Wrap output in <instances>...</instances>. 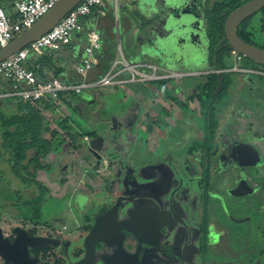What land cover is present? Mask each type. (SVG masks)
I'll return each instance as SVG.
<instances>
[{
	"label": "flooded vegetation",
	"instance_id": "flooded-vegetation-1",
	"mask_svg": "<svg viewBox=\"0 0 264 264\" xmlns=\"http://www.w3.org/2000/svg\"><path fill=\"white\" fill-rule=\"evenodd\" d=\"M128 1L132 6H136L133 1ZM249 1L251 0H201L199 4H196V0H193L194 4H191V7L195 21H193L189 27H180L178 30L172 29L173 34L175 32V34L178 33V35L174 37L175 39L171 40L169 38H172L170 37L172 32H169L166 28L162 27V20L158 19L157 16H155V18L152 16L150 19L144 16L140 17L135 11L132 12L130 16H127L128 28L130 31L134 28L136 30L147 31L156 26V34H154V38L147 39L142 45V49L148 53L146 56L144 55L146 59L152 58V55H154L153 53H155L156 55L154 56L162 62L163 66L152 65L148 62L137 64L142 66V71L148 70L147 67H155L157 69V74L149 80L142 82L144 86L141 88V94L142 92H148L150 96H146L145 94L142 96L139 95V97L136 96L140 101L137 99L138 101L135 103L132 100L128 102H125L124 100L128 99L126 89L131 91V94L136 95L134 90L138 87L136 84L137 82L126 84L127 86L125 89L123 91L120 90L123 95H118L117 90L110 87V95H112L111 91H113V96H124V98L120 100L121 102L119 106H110V117H114L113 120L110 118V143L111 139L113 142V138L111 137L113 130L116 128L119 130L123 129V132L126 133L125 137H130L126 139L128 142L126 143L125 148H129L131 152L126 153L124 146H122L124 152L122 155L120 154V156L135 155L137 154L135 151H140L145 158H141L142 160L139 161V166H135L134 159H130L132 164L123 170L120 168L116 169L113 173V177H115L116 172L120 174V171H122L128 172L131 179L134 172H136L135 169H143L142 173L145 174L146 178L157 179L161 172L167 170L166 172L168 175L165 173L164 177H169V173H171L173 177L180 180L179 187L175 189V191H177L175 193L177 196L184 194V199L188 196L190 189L188 188L187 191L183 185L184 182L186 185H192L193 187V184L196 182L198 183L197 187L199 188V195L197 194V197L200 209V226L198 225L199 228L195 227L187 230L183 235L178 224L185 223L186 220L183 218L186 217H184V212L177 201L172 199L167 205H163V202H161V207L158 209L152 204L156 203L157 199L153 197L154 194L148 190L142 189L143 196H149L148 198L151 200V203L148 204L146 208L139 209H150L155 211L157 215L159 232L157 240L155 241L156 243L154 247L146 246L140 242V234L135 233L133 235L128 232H124L125 237L123 241V248L131 254L137 252L138 259L142 261V264H164L163 260H165V264H186L188 259L187 255H190L196 247L203 251V243L201 244L203 239L207 241L209 236H219L220 240L223 239L224 232L217 231L216 233L212 229L213 226H211V224L208 225V227L211 228V231L204 228L206 226L204 222L206 221L203 220V217L205 220L209 219L214 222L215 219H218V216L209 212L210 208L208 206L210 205V200L215 201L213 196L217 195V197L221 199L225 198L228 201V203H222L219 207V210L222 209V211L226 213L225 215L228 214V218L235 215V211H239L237 207L234 208L232 207L233 204H231L235 198L243 200L251 199L252 201L256 200V202L261 203L262 208H264V181L254 183V180L252 181L251 178L247 181V179H240L238 175L235 176L231 173V169L236 167L233 164H236L242 169H244V167L256 168L260 165L264 168V132L260 133L263 136L257 135L254 139L257 148L239 140V134L242 133V125L246 126L252 124L256 126L257 122H255L254 118H251L246 114L247 111L244 107L248 106L251 95L258 97L260 100L261 95L264 94V66H258L254 62L231 50L224 33V24L227 16L232 11ZM256 16L258 21H260L261 26L264 28V8H262L260 11L252 14L241 22L235 32L238 38L243 42L256 48L264 49V35L262 34L263 41L256 37L254 29L255 24L252 22ZM136 17L137 21H134L133 19ZM220 18H222V20H219ZM186 20H192V16L186 17ZM214 20L216 21L214 22ZM247 22H251L252 25H246V30L243 26ZM208 24L211 28L213 27L211 32ZM263 32L264 30H262V33ZM204 44H206L207 47H205ZM212 47L213 61L212 66L209 69L194 72L171 71L168 69V67H173L174 65H183L185 61H201V59L204 58V54L210 51ZM231 58H234L236 61L243 60L248 67L240 68L234 66L232 68H226L224 66L225 59L229 60ZM220 67H222V69H220ZM258 67H261V69H258ZM159 71L162 73H159ZM165 72L168 73V75L163 76ZM197 75L203 76L199 79L193 77ZM174 76L180 78V83L178 85L177 83H173L174 79L172 80L171 77ZM186 78L192 79V86L188 87L182 82V80ZM159 82L165 83V86L169 91L168 95L161 94L153 87V84H158ZM219 82L221 83V88L217 95L213 97ZM210 87L214 88L211 93L208 92ZM228 96L231 98L230 105L225 106L223 98ZM241 96H243L242 99H239ZM149 99L159 103V105L157 104L156 106L157 110L175 112L177 114H172L174 115V118L176 117V119L179 118L180 120L183 119L181 125L182 131L179 133H175L173 130L169 133L163 132V135L159 136L157 141H153L155 144L152 143V145L150 142L147 143L145 138L142 140L138 139L135 142L132 141L134 137L131 134L132 128L135 126L136 122L144 117L141 113L140 105L142 103L145 104ZM158 99L161 102L158 101ZM244 100L246 102H244ZM219 103L221 109H224L222 113L219 109L217 110ZM123 106H126V109L122 110ZM127 106L130 107L129 111L132 113L130 116L133 120L132 123L125 119V116L129 112L126 111ZM238 106L243 107V115L241 116H238L236 113ZM248 111L251 112L249 109ZM209 116H212V120L215 121V129L212 134L208 130ZM115 117H117V119H115ZM219 119H221V121ZM201 121L204 123L202 126L199 124ZM224 122L225 130L220 126V123ZM103 124L108 123L103 121ZM239 131H241V133ZM162 141L167 142L165 147L160 145L161 143H164ZM132 143L136 144V146L131 145ZM116 144L119 145L118 142ZM238 145H247L256 150L259 161L254 165L239 164L233 155V150ZM134 146L135 149L133 148ZM153 146L154 149L151 148ZM112 149L114 152L113 154L110 153V158L119 154V148L116 149L114 147ZM168 149L172 151H168ZM177 151L180 153H177ZM150 153H152L156 159L154 162L156 161L157 164L158 162L160 163L156 169L153 168L154 171H151L146 167H141V163L149 160L147 159V156L150 155ZM90 156L92 157V155ZM93 160L92 157V161ZM95 162H97L96 159L94 160V163ZM197 172H200V175L194 178L193 176L197 175ZM259 173L257 171L255 174L258 175ZM229 180H233V183L229 184ZM152 182L153 183L149 185L151 189L155 188V181L153 180ZM173 182L174 179H171L170 184ZM170 184L167 186L165 182H162L163 193H167L169 188L171 191L172 188ZM229 192H237L238 194L234 197L230 196ZM117 200L118 197H115L112 201L108 199L106 203H102L98 207L100 211L94 213L91 223L87 222L86 225L80 223L77 226L79 232L74 235L71 242H66V240L62 238L63 231L66 227L63 230L59 228L50 229L49 226L52 224L50 221H48L50 224L44 226L40 225V221L35 220V218L31 221L19 218L16 214H13L11 218L23 225H7L12 228L9 229L6 226L7 229L5 231L0 229V237L2 242L10 246L16 242L19 235L40 242L36 247L27 246L25 252L21 251L24 254L22 260L19 261L14 257L16 264H83V258L86 254L83 246L84 238L92 229L95 219L110 209ZM159 202L160 201L158 200L157 203ZM1 206L6 208L5 205ZM24 208L26 209L27 207L24 206ZM120 208L118 210L119 221L123 218L124 220L127 219L128 213L134 210L129 209L124 217L121 218ZM1 209L2 208L0 207V210ZM244 212L245 211L243 210V213ZM0 213V221L5 222L2 217L3 211H0ZM4 215H6V213H4ZM38 229L43 234H40ZM51 232H53V236L49 235ZM262 232L264 233V230H262ZM197 236H200V239H197L194 242V239ZM102 247V245H97L95 251H99ZM259 250V255H256V259L264 256V243ZM16 251H18V248ZM169 260H171V262H169ZM87 262H97L98 264H102L99 257L96 255H94L91 261ZM0 264H6L1 257Z\"/></svg>",
	"mask_w": 264,
	"mask_h": 264
},
{
	"label": "rangeland",
	"instance_id": "rangeland-1",
	"mask_svg": "<svg viewBox=\"0 0 264 264\" xmlns=\"http://www.w3.org/2000/svg\"><path fill=\"white\" fill-rule=\"evenodd\" d=\"M10 1L12 4L13 0ZM200 2L201 0H196V4H199ZM2 6L5 10V13L7 14V7H5L4 5ZM157 8L159 10L160 6H158ZM131 13V7L126 2V0H120L117 18L120 29L118 38L119 48L124 58L129 64L132 65L148 62L152 65L163 66L162 62L154 56L156 55L155 53H153L154 55H152V58L146 59L145 56L148 53L142 49V45L147 39L154 38V34H156V26L153 29H148L147 31H141L139 29L136 30L135 28L129 32L123 31L122 21L126 16H130ZM111 16L112 21L110 20V29L113 24V30L111 31V33L115 35V30L116 28H118V25L116 26L114 17L113 15ZM252 22L253 24H255L254 29L256 37L260 38L261 41H263L262 34L264 35V32L262 33V30H264V28L261 26L260 21H258L257 16ZM249 24H251V22H247L243 27H245L247 30L246 25ZM212 28L209 25V29H211L210 32L212 31ZM17 35L19 34H16L14 38ZM204 46L207 47L206 44H204ZM212 49L213 47L210 49V51L204 54V58L201 59V61H185L183 65H174L173 67H168V69L171 71L181 72L207 70L212 66ZM113 52V55L115 54V52L118 53V47H115V49H113ZM224 66L226 68H232L234 66L240 68L248 67V65L243 60L236 61L234 58H231L229 60L225 59ZM258 69H261V67H258ZM144 71L148 73L152 70ZM159 73L162 72L159 71ZM164 75H168V73L165 72L163 76ZM201 76L203 75H197L193 77L199 79ZM171 78L172 80L174 79L173 83H177V85L180 83L179 77L174 76ZM182 82L188 87L192 86V79L190 78L183 79ZM136 84L138 86L134 90V93H136V95L131 94V91H128V89H126L128 99L125 98V102L132 100L135 103L139 100L137 97H139V95L142 96L143 94H145L146 96H150L148 92H142L141 94V88L144 86L142 82H137ZM153 87L163 95H168L169 93L168 90L159 88L158 84H153ZM124 89L125 87L121 90L123 91ZM105 91L110 92L107 89H105ZM111 92V105L117 107L120 105V100H122L124 97H117L115 95L113 96L114 92ZM79 97H81V99L87 103L91 101V96L88 91H83L79 95ZM242 97L243 96H241L239 99H242ZM260 98L261 99L259 100L258 97H254L253 95H251L248 106L244 107V109H246L247 111L246 114H248L249 117L254 118L255 122H257L256 126L252 124L246 126L242 125V133L241 131H239L241 133L239 134V140L241 142L252 145L254 148H257L256 143L254 142L255 137L257 135H264L263 133V135L260 134L261 132H264V94L261 95ZM100 100L101 98L97 99V102H99ZM223 100L222 101L223 103H225V106L230 105V96L224 97ZM71 101L74 111L66 107L64 104L60 103L57 106V114L54 117H50L49 113L44 114L46 119H48V126L44 137L46 138L45 142L46 145H48L49 154L45 156L44 159L43 157H40L36 160V163L44 165L46 169L44 171L36 172L34 182L28 180L30 175L24 173L23 170H18L16 173V177L11 173L10 167L6 162L9 157L6 153L3 152L1 148L2 129L0 127V207L2 208L0 211H3L2 217L5 221H0L1 230L5 231L7 229V225H23L22 223L11 218L13 214H16V216H18L19 218L28 219L31 221H33V218H35V220L40 221V225L44 226H46V224H50L48 222L50 221L52 222V224L49 226L50 229H61L62 226H65L66 229L63 231L62 238L66 240V242H71L74 235L79 232L77 226L80 223L84 225H86L87 222L91 223L94 213L96 211H100L98 207L102 203H106L108 199L112 201L115 199V197H118V200H120L121 202V218L124 217L125 213L129 209L137 210L139 208H146L147 205L151 203V200L148 198L149 196H143L142 189L148 190L149 192H152L154 194L153 197L157 199L156 203L152 204L158 209L161 207V202H163V205H167V203H170L172 199H175L177 201L180 208L184 212V217H186L183 218L184 220H186L185 223L178 224V226L180 227L179 229L182 231V235L191 228H199L200 209L198 206L197 197V194L199 195V188L197 187L198 183L195 182L193 184L194 187L192 185H186L185 182L183 183L187 191L188 188L190 189L188 196L184 199V194L180 196H177L175 194L177 192L175 191V189L179 187L180 180H177L176 177H173L171 173H169V177H164V174L167 173V170L161 172L157 179L146 178L145 174L142 173L143 169H135L136 172H134L131 179L128 175V172L122 171H120V174L116 172L115 177H113V173L116 169L120 168L121 170H123L124 168L132 164L130 159H134L135 166H139V161L145 158L142 156L140 151H135L137 152V154L135 155L131 154L120 156V154L122 155V153L124 152V149L126 153L131 151L129 150V148H125V145L128 142V140L126 139L130 137H125L126 133L119 130L118 128L113 130V134L111 136L113 138V142L111 139L110 143V123H98V121L93 118L94 115H96V117L107 115L110 116V111L107 109L109 105L107 103L104 105H101L99 103L81 105L79 99L77 98H72ZM158 101L160 100L158 99ZM244 102L246 101L244 100ZM12 104L15 105V102L7 101V105L9 106L8 108L5 106L4 108L0 107V116L9 117L14 114L13 108L11 106ZM157 104L159 105L157 101L149 99L145 104L142 103L140 105L141 113L144 117L140 118V120L137 121L135 126L132 128L131 134L134 137L132 141L135 142L138 139L142 140L145 138V141L147 143L150 142L152 145V143L155 144L153 141H157L159 139V136L163 135V132L169 133L173 130V132L179 133L180 131H182L181 125L183 119L180 120L177 117L179 119L178 120L176 119V117L174 118L173 116L177 114L175 112L157 110ZM129 108L130 107L127 106L126 111H129ZM247 108L251 110V112L248 111ZM124 109H126V106H123L122 110ZM218 109L221 113L224 111V109H221L220 103L217 106V110ZM237 109L238 110L236 113L238 114V116L243 115V107L238 106ZM131 114L132 113L129 111L126 116L130 118ZM57 117L70 118L71 120L69 124L75 131H83V133L96 131V133L98 134H104V139H101L102 145L100 149H97L91 145L92 140L90 138L79 140V143L81 145L79 146L80 149L78 150H75L72 146L68 148L69 142L67 138L64 137L62 132L57 130L56 124L54 123V120L58 119ZM219 120L221 121V119ZM199 124L202 126L204 123L201 121L199 122ZM220 126L225 130V122L220 123ZM54 132H56V135H52V133ZM117 142L119 143V145L116 144ZM131 145L136 146V144L134 143H132ZM160 145L165 147L167 145V142L161 143ZM122 146H124V149L122 148ZM135 146L133 147L134 149ZM114 147L116 149L119 148V154L113 156V158H110V153L113 154L114 151L112 148ZM151 148L154 149V146ZM168 151L172 150L168 149ZM87 153L92 155L93 159H96L97 162L94 163V160L85 161L84 159H82V156H85V154ZM138 153L140 158L138 157ZM177 153L180 152L177 151ZM28 156H32V153L29 152ZM147 159L151 161L146 160L144 163H141V167H146L151 171H154L153 168L156 169V167H158L160 164L159 162L158 164L156 161L154 162V160L156 159L152 153L147 156ZM233 165L236 167L231 169L232 175H238L240 179H247V181L251 178L252 181L254 180V183L264 181V168H262L261 165L256 168L244 167V169L237 166L236 164ZM257 171L258 173L260 171L258 175L255 174ZM196 174L197 175L193 176L194 178L200 175V172H197ZM166 175H168V173ZM23 178L26 179V184H23ZM171 179H174V182L172 184H170ZM153 180L155 181V188L151 189L149 185L153 183ZM36 182L40 183L41 185L42 183H48L50 190L46 189V191L44 192L40 191L39 186L36 185ZM162 182H165L167 186L170 184L172 188L171 191L169 188L167 193H163ZM228 182L229 184H232L233 180H229ZM236 194L238 193L229 192L230 196L236 197ZM189 198L191 201L189 200ZM213 198L215 199V201L210 200V205H212L208 206L210 208L209 212L218 216V219H215L214 222L210 221L209 219L205 220L203 217V220L206 221L204 222L206 225L204 228L211 231V228L208 227V225L211 224V226H213L212 229L216 233L217 231L224 232L223 239L220 240L219 236H209L207 241L203 239L201 244L203 243L202 249L204 252L196 247L190 255H187L188 259L186 261V264H264V256L256 259V255H259V249L264 243V233L262 232V230H264V208H262V204L257 203L256 200L252 201L251 199L243 200L235 198V200H233L231 203L233 204V206H230L234 208L237 207L239 211H235V215L228 218V214L225 215L226 213H224L222 209L219 210L220 205H222V203H228V201L225 198L221 199L217 197V195L213 196ZM158 200L160 201L159 203H157ZM1 205H5L6 208H3ZM24 206H26L27 208L25 209ZM243 210L245 211L244 213ZM4 213H6V215H4ZM9 226H7L9 229L12 228ZM38 232L40 234H43L39 231V229ZM49 235L53 236V232H51V234ZM197 239H200V236H197L194 239V242ZM169 262H171V260H169ZM163 263H166L165 260H163ZM83 264L98 263L84 261Z\"/></svg>",
	"mask_w": 264,
	"mask_h": 264
},
{
	"label": "built area",
	"instance_id": "built-area-1",
	"mask_svg": "<svg viewBox=\"0 0 264 264\" xmlns=\"http://www.w3.org/2000/svg\"><path fill=\"white\" fill-rule=\"evenodd\" d=\"M58 0H13V16L5 13L0 2V48L6 46L16 34L30 28L45 15ZM120 0H82L49 32L11 57L0 62V79L11 85L7 94L1 98H17L25 102L35 103L41 99L51 98L58 105L59 95L73 92L80 95L86 89L118 87L132 82H144L157 74L155 67H147L151 72L141 70L142 66L129 64L118 45V58L110 68L94 81H88L89 73L98 66L97 51L101 48L100 35L95 27H88V19L92 16L101 18L110 12L115 22L118 18ZM77 41L82 42V57L73 67L80 82L66 84L60 79L50 77L47 70L41 75L39 65L29 67V59L47 53L53 60H59L60 50ZM43 78H47L44 80Z\"/></svg>",
	"mask_w": 264,
	"mask_h": 264
},
{
	"label": "water",
	"instance_id": "water-1",
	"mask_svg": "<svg viewBox=\"0 0 264 264\" xmlns=\"http://www.w3.org/2000/svg\"><path fill=\"white\" fill-rule=\"evenodd\" d=\"M82 0H58L57 3L30 28L21 32L13 38L6 46L0 48V62L11 57L21 49L38 40L41 36L49 32L61 19H63ZM133 1L134 11L141 17L155 18L162 20V27L169 32L172 29L190 26L195 17L191 4L193 0H130ZM158 6L160 9L158 10ZM264 8V0H251L239 8L232 11L226 18L224 33L228 44L234 52L242 55L246 59L254 62L258 66H264V49L256 48L243 42L236 35V28L246 18ZM192 16V20L186 17ZM137 19V17H136ZM178 33H171L175 39ZM195 74V73H191ZM221 88L218 87L213 94L217 95ZM91 145L97 149L101 147V139L92 140ZM234 157L241 165H254L259 161L256 150L247 145H238L233 150ZM121 207L120 200L108 209L104 214L95 219L92 229L83 240L85 249L84 261H91L94 255L99 257L102 264H142L138 259L137 252L128 253L123 248L124 232L140 234V242L146 246L154 247L158 237V219L156 212L150 209H138L128 213V218L118 220V210ZM127 213V212H126ZM38 240L26 238L19 235L16 242L10 246L2 242L0 237V257L6 264H16L15 258L19 261L23 259L27 246H38ZM42 243V242H41ZM43 244V243H42ZM20 245V246H17ZM97 245H102V249L95 251ZM18 248V251L16 249ZM22 249V250H21ZM111 249V251H110Z\"/></svg>",
	"mask_w": 264,
	"mask_h": 264
},
{
	"label": "trees",
	"instance_id": "trees-1",
	"mask_svg": "<svg viewBox=\"0 0 264 264\" xmlns=\"http://www.w3.org/2000/svg\"><path fill=\"white\" fill-rule=\"evenodd\" d=\"M0 2H2V0H0ZM219 20H222V18H220ZM215 21L216 20H214V22ZM113 49L114 48L112 47H107L100 51L99 66L94 69L91 74H89L90 76H88V81H94L98 79L107 71V69L111 65V60L113 59ZM36 58L37 59H35L34 63L31 66V69H33L34 65H39L41 69L36 71V73H38L39 75H41V73L43 72V68H46L48 71L52 72L53 77L61 79L63 83L76 84L80 82L79 77L76 76H73V79L71 81L64 80V78L62 77L63 67L59 65L60 60H53L47 53H44L41 56H37ZM220 69H222V67H220ZM126 86L127 85H122L113 88H117V94L121 95L120 90ZM158 87L162 88L163 90H167L164 82H159ZM108 88L110 87L84 90L88 91L91 96V101H89L88 103L82 100L79 95H74L73 92H70L66 95L60 94L59 100L62 104L70 108L72 111H74L71 101L72 98L79 99L81 105L94 103L104 105L107 103L109 105L107 109L110 111V92L105 91V89L110 91V89ZM213 89V87H210L208 92L211 93ZM99 98H101V100L97 102V99ZM14 100L17 112L9 117L0 116V127L2 129L1 148L3 152L6 153L9 157L6 162L10 167L11 173L16 177L17 171L23 170L24 173L30 175L28 180L34 182L36 172L44 168L42 164L40 165L36 163V160L42 157L48 151V145H46V142L43 138L48 126V119H46L44 114L49 113L50 117H54L57 114L58 104L51 98L41 99L35 103L25 102L17 98H15ZM97 117L96 115L93 116V118H95L98 122L104 121L110 123L111 117L108 115ZM111 119L113 120L114 117ZM115 119H117V117H115ZM125 119L129 120L131 123L133 121L127 116H125ZM208 119H210L208 130L212 134L215 129V121L212 120V116H209ZM70 120V118L60 117L54 120L57 130L62 132L64 137L67 138L69 142L68 148L72 146L75 150L80 149L79 146L81 144L79 143V140H82L84 138H90L91 140L104 139V134H98L96 133V131H92L89 133H83V131H75L69 124ZM121 131H123V129ZM56 132L52 133V135H56ZM29 152L32 153V156H28ZM82 159H84L85 161H92V157L88 153L85 154V156H82ZM22 182H24L23 184H26V179L23 178ZM36 185L39 186L40 191H46V188L43 187L40 183L36 182Z\"/></svg>",
	"mask_w": 264,
	"mask_h": 264
},
{
	"label": "crops",
	"instance_id": "crops-1",
	"mask_svg": "<svg viewBox=\"0 0 264 264\" xmlns=\"http://www.w3.org/2000/svg\"><path fill=\"white\" fill-rule=\"evenodd\" d=\"M126 2L131 7V12H134V6H132L131 3L128 0H126ZM1 4L4 5L5 7H7V14L9 16H13L14 9L12 7L11 1L10 0H2ZM111 18H112V16L110 15V12H108V14L106 16L101 17V18H96V17L92 16V17H90L88 19V22H87L88 27H92V28L95 27L96 31L100 35L101 48L96 53V57H97L99 63H100V59H99L100 51L102 49L107 48V47H112V48L115 49V47L117 48L118 45H119V38H118V36H119L118 34H119V30H120L119 29V24H118V21L115 22L116 26L118 25V28H116L115 35H113L111 33V31L113 30V24H112L111 29H110V20L112 21ZM127 18L128 17L126 16L124 18L123 22H122L123 23L122 28H123L124 32H129L130 31V29L128 28ZM133 20L137 21L136 18L133 19ZM82 45L83 44H82L81 41L80 42L77 41V43H73L70 46L63 47L60 50V52H58L59 60H60V64L59 65H61L63 67L62 77L64 78V80H70L71 81L73 79V76L78 77L74 73L73 67L80 61V59L82 57V49H83ZM117 54L118 53L115 52V54L112 57L113 59L111 60V63L117 58ZM35 59H37V58L36 57H32V58L29 59L28 63H29V67L30 68H31L32 64L34 63ZM99 63H98V66H99ZM97 67H95L94 69H96ZM94 69L89 74H91L94 71ZM43 70H47V69L43 68ZM48 74H49L50 77H53L51 71H48ZM88 76H90V75H88ZM44 80H47V78H44ZM10 90H11L10 83L7 82L6 80L0 79V95L7 94ZM14 99L15 98H11V97H8V98H1L0 97V107L4 108V106H5V107L8 108L9 106L7 105V101H13L14 102L15 101ZM11 106H12L13 112L15 114L17 112V109H16L15 105L12 104ZM43 138H44V140L46 139L45 137H43ZM48 151H47L46 154H44L42 156L43 159L45 158V156H47L49 154ZM45 169L46 168L44 167L42 170H39V171H44ZM43 185H44V187L46 189L50 190L48 183H44V184L42 183V186ZM64 228H65V226H62L61 230H63Z\"/></svg>",
	"mask_w": 264,
	"mask_h": 264
}]
</instances>
